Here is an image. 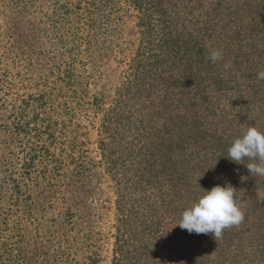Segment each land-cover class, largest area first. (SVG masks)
Here are the masks:
<instances>
[{
  "label": "trees",
  "instance_id": "obj_1",
  "mask_svg": "<svg viewBox=\"0 0 264 264\" xmlns=\"http://www.w3.org/2000/svg\"><path fill=\"white\" fill-rule=\"evenodd\" d=\"M260 71L264 0H0V133L18 175L0 172V196L16 197L9 216L42 183L55 195L109 180L113 264H264V176L246 167L261 161L228 159L249 126L264 132ZM225 183L239 225L219 239L175 226Z\"/></svg>",
  "mask_w": 264,
  "mask_h": 264
},
{
  "label": "rangeland",
  "instance_id": "obj_2",
  "mask_svg": "<svg viewBox=\"0 0 264 264\" xmlns=\"http://www.w3.org/2000/svg\"><path fill=\"white\" fill-rule=\"evenodd\" d=\"M126 36L131 42L137 39L130 25ZM118 75L110 72V80L117 82ZM90 138L93 155L98 156L97 130L91 131ZM5 142L7 136L0 133L4 166ZM5 170L17 178L15 167L7 164L0 172ZM43 184L32 189L30 200H19L11 216L12 207L6 201L15 194L7 191L3 193L7 197L0 196V264H113L117 237L114 184L106 180L101 185L70 186L56 190L55 195ZM15 200L14 196L9 203Z\"/></svg>",
  "mask_w": 264,
  "mask_h": 264
},
{
  "label": "clouds",
  "instance_id": "obj_3",
  "mask_svg": "<svg viewBox=\"0 0 264 264\" xmlns=\"http://www.w3.org/2000/svg\"><path fill=\"white\" fill-rule=\"evenodd\" d=\"M208 59L213 63L221 60V51L210 47ZM257 78L264 80V71L258 72ZM245 158L261 161L248 163L246 167L250 174L264 176V132L256 126H249L228 149L230 161L241 164ZM243 219L238 192L231 184L225 183L223 186L216 184L210 190L203 189L202 194L182 211L175 226L190 234H211L219 239L225 228L239 225Z\"/></svg>",
  "mask_w": 264,
  "mask_h": 264
}]
</instances>
